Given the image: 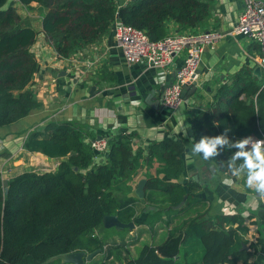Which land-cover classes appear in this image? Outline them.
I'll return each mask as SVG.
<instances>
[{
    "label": "trees",
    "instance_id": "16d2710c",
    "mask_svg": "<svg viewBox=\"0 0 264 264\" xmlns=\"http://www.w3.org/2000/svg\"><path fill=\"white\" fill-rule=\"evenodd\" d=\"M14 3H36L46 10L43 33L57 56L67 58L107 35L115 19L144 31L151 41L174 34L170 25L178 34L194 32L208 19L212 0H129L122 5L116 0H0V127L41 106L31 87L37 62L30 48L38 33L22 21ZM190 127L194 142L221 135L225 128L231 129L230 143L261 136L264 75L258 78L250 68H241L222 83L207 108L191 117ZM85 137L74 121L49 122L31 131L23 148L49 158H66L57 171L23 172L7 180L6 191L0 174V264H61L49 260L71 252L103 250L105 239L95 231L106 217L117 216L127 224L136 220L139 200L124 195L145 158L144 150L133 143L135 134L111 136L106 153L96 158ZM183 151L176 140L148 145L146 165L156 160L161 166L156 177L145 183L142 224L151 230L164 226L167 236L158 245L141 246L136 257L124 264H251L259 242L248 244L244 239L245 219L240 215L207 218L206 200L194 196L200 186L192 180L179 182ZM218 151L213 163L221 173L231 174L227 161L240 149L225 145ZM242 162L237 160V166ZM184 197V205L174 209Z\"/></svg>",
    "mask_w": 264,
    "mask_h": 264
},
{
    "label": "crops",
    "instance_id": "0c3cea01",
    "mask_svg": "<svg viewBox=\"0 0 264 264\" xmlns=\"http://www.w3.org/2000/svg\"><path fill=\"white\" fill-rule=\"evenodd\" d=\"M116 1L122 5L129 0ZM242 6L243 0H212L208 19L194 33H217L219 38L205 47L200 56L197 86L189 87L183 95L180 108L171 112L162 108L161 96L163 90L173 82L184 53L167 68H155L145 63L128 64L116 47L110 29L99 40L84 45L67 58H59L42 30L46 10L36 3L27 6L14 3L22 21L38 33L30 48L37 62L31 87L41 106L21 120L0 127V171L7 173V180L29 171L56 172L59 163L66 160L64 157L49 158L38 152L31 153L23 148L27 135L49 122L78 123L86 133V143L121 132L134 133L133 143L144 150V163L137 176L127 183L130 190L124 194L139 200L135 203L138 216L131 222L133 226H107L103 222L102 230L105 228L106 231L101 228L96 230L98 237L104 239L103 234L110 230L118 231V234L105 239L103 250L85 264H124L136 257L141 246L158 245L165 240L167 229L164 226H156L151 230L142 224L146 215L143 211L146 202L135 194L139 181L156 177L161 166L156 160L146 165L148 145L165 139L183 144V172L179 182L192 180L200 186L194 196L206 200L207 218L216 215L243 217L248 228L244 239L248 244L259 242L251 264H264V199H260L254 189L247 187L246 176L233 177L221 173L212 158L205 161L202 155L192 156L194 140L188 132L191 117L213 102L222 83L243 67L252 71L259 67L258 45L243 36L231 34ZM19 7L25 10L33 8L35 14L28 12L25 15L23 11L24 14L19 12ZM170 29L172 33L178 34L173 25H170ZM161 73L164 75L163 83L159 82L158 74ZM260 74L264 75V71L261 70ZM92 87H95L93 96L89 94ZM248 137L254 140L260 136L249 135L240 140ZM159 177L163 179V176ZM226 179L232 183L226 184ZM210 227L214 225L210 224ZM55 260L58 259L49 262ZM178 262L181 263V260Z\"/></svg>",
    "mask_w": 264,
    "mask_h": 264
},
{
    "label": "built area",
    "instance_id": "2783aa9c",
    "mask_svg": "<svg viewBox=\"0 0 264 264\" xmlns=\"http://www.w3.org/2000/svg\"><path fill=\"white\" fill-rule=\"evenodd\" d=\"M231 34L243 36L258 45L259 67L264 71V0H243ZM111 35L128 64L145 63L155 68H167L184 53L173 82L163 90L161 96L162 108L171 112L177 111L182 105L184 87H191L197 82L198 65L204 48L219 38L217 33L187 32L170 34L158 41H151L144 31L118 19L111 26ZM109 139L110 137H100L89 142L95 158L106 153ZM258 140H264V134L250 142L249 146Z\"/></svg>",
    "mask_w": 264,
    "mask_h": 264
},
{
    "label": "clouds",
    "instance_id": "9594fccd",
    "mask_svg": "<svg viewBox=\"0 0 264 264\" xmlns=\"http://www.w3.org/2000/svg\"><path fill=\"white\" fill-rule=\"evenodd\" d=\"M159 82L163 83L164 75L158 74ZM231 129L225 128L224 133L215 137L204 136L198 142H194L191 147L192 156L202 155L205 161L220 155L218 147L228 145L229 149L237 148L240 151L235 152L227 161V168L233 177L246 176V185L254 189L259 194L260 199H264V140H258L251 144V150L245 151L246 146L253 141L252 137L231 142L227 137ZM242 163L237 166L236 161ZM231 184L230 179L224 181Z\"/></svg>",
    "mask_w": 264,
    "mask_h": 264
},
{
    "label": "water",
    "instance_id": "95a60500",
    "mask_svg": "<svg viewBox=\"0 0 264 264\" xmlns=\"http://www.w3.org/2000/svg\"><path fill=\"white\" fill-rule=\"evenodd\" d=\"M261 70L260 68H256L253 71V74L255 76H259L261 75ZM194 87L197 86V82L193 85ZM189 87H184L183 91H182V95H184L185 91L188 89ZM94 91H95V87H92L89 91V94L91 96L94 95ZM189 132V136L191 137V139H193L192 137V129L189 128L188 129ZM96 139H100V137L96 138ZM3 187L5 188V191L7 189V180H3ZM145 180H140L139 183L137 184L136 190H135V194L137 195L138 198L143 199L144 198V187H145ZM186 197L183 198V200L181 201V203L179 205H177L176 207H173L174 209H179L181 208L184 203H185ZM105 223V225L107 226H115V227H132L133 224L129 223V224H123L121 223L118 218L116 216H108L104 219L103 221ZM244 249H247L246 246L243 247ZM100 249H96L92 252H85V251H77V252H71V253H67V254H63V255H59L57 257H53L51 258L49 261L53 260V259H58L61 261L62 264H85V262L90 261L95 255L100 253Z\"/></svg>",
    "mask_w": 264,
    "mask_h": 264
},
{
    "label": "rangeland",
    "instance_id": "374dc122",
    "mask_svg": "<svg viewBox=\"0 0 264 264\" xmlns=\"http://www.w3.org/2000/svg\"><path fill=\"white\" fill-rule=\"evenodd\" d=\"M10 1V0H9ZM18 10H19V12H24L25 13V15H27L28 14V12H31L30 14H35V13H33L35 10L33 9V8H26V10H25V8H21V7H19L18 8ZM22 12V13H23ZM23 13V14H24ZM33 20V23H35V21H34V19H32ZM27 23V22H26ZM30 172V171H29ZM0 174H1V178H2V180H7V173L6 172H4V171H0ZM103 228H101V230H102ZM107 230H110V229H107ZM102 231H106V229L104 228V230H102ZM116 234H118V231H116L115 232V230H110V231H108V233H104L103 234V238L104 239H107V238H112V237H114ZM138 251V250H137Z\"/></svg>",
    "mask_w": 264,
    "mask_h": 264
}]
</instances>
